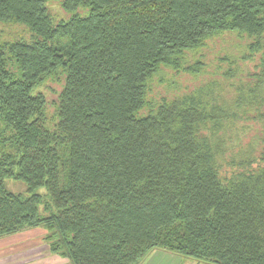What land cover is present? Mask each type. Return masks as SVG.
Returning a JSON list of instances; mask_svg holds the SVG:
<instances>
[{
  "label": "trees",
  "instance_id": "16d2710c",
  "mask_svg": "<svg viewBox=\"0 0 264 264\" xmlns=\"http://www.w3.org/2000/svg\"><path fill=\"white\" fill-rule=\"evenodd\" d=\"M36 227L72 264H264V0H0V239Z\"/></svg>",
  "mask_w": 264,
  "mask_h": 264
},
{
  "label": "rangeland",
  "instance_id": "374dc122",
  "mask_svg": "<svg viewBox=\"0 0 264 264\" xmlns=\"http://www.w3.org/2000/svg\"><path fill=\"white\" fill-rule=\"evenodd\" d=\"M39 89L42 92H44V94L46 95L48 100L53 101V100H56V98L59 94V91L61 89V84L59 82L47 81ZM258 134H259V130L258 129L253 130V128H251L247 133L246 132L242 133L241 134L242 143L244 145H248L247 143L253 141L257 137ZM6 187L9 190L16 192V193H26L27 192L26 183L21 181V180H17V179H7L6 180ZM39 191L44 192L45 190H44V188H40ZM44 233H45V230L43 228L36 227V228L27 229L25 231H22L20 233L14 234V235H10V236L5 237L3 239H0V260H2L4 257H7V256H13L15 254L14 252L18 251L19 249H21V250L25 249L29 245L44 244V246L47 247V244L42 239ZM154 250L171 252V251H168V250H165L162 248H156ZM154 250H152L150 253H148V255H146L144 257V259L141 261L140 264H144V262L147 259L152 261V262L157 263L160 256L159 255H155V256L151 255V254H153L152 252ZM163 261H164V258H162L161 262H163ZM32 262H35V261H32ZM32 262H30V263H32ZM26 263L28 264L29 262H26ZM26 263H22V264H26Z\"/></svg>",
  "mask_w": 264,
  "mask_h": 264
},
{
  "label": "crops",
  "instance_id": "0c3cea01",
  "mask_svg": "<svg viewBox=\"0 0 264 264\" xmlns=\"http://www.w3.org/2000/svg\"><path fill=\"white\" fill-rule=\"evenodd\" d=\"M14 253L13 256H7L0 260V264H22L26 262H29L28 264H72L69 259L50 253L44 244L29 245ZM152 253L151 255L160 256L158 262L155 263L147 259L144 264H194L192 259L184 258L177 253L160 250H154ZM162 258H164L163 262H161Z\"/></svg>",
  "mask_w": 264,
  "mask_h": 264
}]
</instances>
